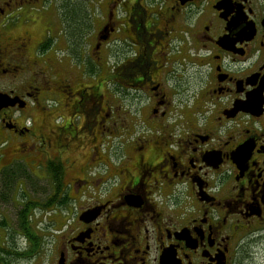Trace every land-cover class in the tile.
<instances>
[{
	"label": "flooded vegetation",
	"instance_id": "1",
	"mask_svg": "<svg viewBox=\"0 0 264 264\" xmlns=\"http://www.w3.org/2000/svg\"><path fill=\"white\" fill-rule=\"evenodd\" d=\"M0 98V264H264V0H0Z\"/></svg>",
	"mask_w": 264,
	"mask_h": 264
},
{
	"label": "rangeland",
	"instance_id": "2",
	"mask_svg": "<svg viewBox=\"0 0 264 264\" xmlns=\"http://www.w3.org/2000/svg\"><path fill=\"white\" fill-rule=\"evenodd\" d=\"M42 185H43V181H41V182H39L38 180H37V184H36V192L33 194H31V196L32 197H35V198H38L39 197V192L40 193H42L43 192V190L40 188V187H42ZM44 186V185H43ZM39 211H37V213H38ZM42 215H43V212H40ZM44 224V223H43ZM39 226H41V225H39ZM43 226V225H42ZM24 239V238H23ZM17 240H18V242L20 241V240H22V236H20L19 235V237L17 238ZM260 260H263L264 261V255H262L261 257H260ZM18 264H21L20 262L18 263Z\"/></svg>",
	"mask_w": 264,
	"mask_h": 264
},
{
	"label": "water",
	"instance_id": "3",
	"mask_svg": "<svg viewBox=\"0 0 264 264\" xmlns=\"http://www.w3.org/2000/svg\"><path fill=\"white\" fill-rule=\"evenodd\" d=\"M6 104V100L4 98H0V107Z\"/></svg>",
	"mask_w": 264,
	"mask_h": 264
},
{
	"label": "trees",
	"instance_id": "4",
	"mask_svg": "<svg viewBox=\"0 0 264 264\" xmlns=\"http://www.w3.org/2000/svg\"><path fill=\"white\" fill-rule=\"evenodd\" d=\"M45 206V205H44ZM20 229H23V221L20 222ZM21 254H27V252L25 251L24 253L22 252ZM20 255V254H19Z\"/></svg>",
	"mask_w": 264,
	"mask_h": 264
}]
</instances>
